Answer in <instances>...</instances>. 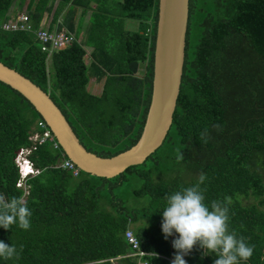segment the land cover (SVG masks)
<instances>
[{
  "label": "trees",
  "instance_id": "obj_1",
  "mask_svg": "<svg viewBox=\"0 0 264 264\" xmlns=\"http://www.w3.org/2000/svg\"><path fill=\"white\" fill-rule=\"evenodd\" d=\"M16 0H0V26ZM90 11L83 43L49 58L32 33L0 27V63L47 93L83 147L112 157L138 140L149 108L158 0H22L33 29L52 15L49 29L73 32L78 9ZM126 21L137 23L136 29ZM84 46L91 62L85 64ZM49 67L53 70L50 79ZM100 95L87 91L91 77ZM41 116L18 92L0 82V194L26 201L31 226L0 227V241L19 258L0 264H138L126 257L131 229L140 250L171 264L173 239L161 230L166 197L197 183L205 203L224 201L229 230L254 246L239 264H264V0H189L179 95L163 144L143 164L112 178L54 168L62 151L38 146L29 159L39 173L19 180L14 159ZM218 126V127H214ZM207 133L202 137L201 133ZM183 153V160L176 156ZM66 158V156L64 155ZM252 199L253 202L244 204ZM21 246L22 249H21ZM217 254L196 245L187 264H214ZM118 258V259H117Z\"/></svg>",
  "mask_w": 264,
  "mask_h": 264
},
{
  "label": "water",
  "instance_id": "obj_2",
  "mask_svg": "<svg viewBox=\"0 0 264 264\" xmlns=\"http://www.w3.org/2000/svg\"><path fill=\"white\" fill-rule=\"evenodd\" d=\"M189 0H158L149 108L142 132L129 149L112 157L87 151L60 109L47 93L15 70L0 63V82L21 94L41 116L62 152L83 173L112 179L127 168L141 165L164 142L179 95Z\"/></svg>",
  "mask_w": 264,
  "mask_h": 264
},
{
  "label": "clouds",
  "instance_id": "obj_3",
  "mask_svg": "<svg viewBox=\"0 0 264 264\" xmlns=\"http://www.w3.org/2000/svg\"><path fill=\"white\" fill-rule=\"evenodd\" d=\"M206 133L207 129L201 136ZM29 156L26 154L24 159L30 161ZM183 158L182 152L176 156L177 161ZM205 179L206 176L201 173L197 183L166 197L161 230L165 239L177 234V238L172 241L176 251L171 264H187L184 256L196 245L217 254L214 264H239L240 261H247L253 255L254 246H250L245 238L238 237L234 230H229V209L224 201L213 200L210 205L205 203L206 189L201 187ZM31 216L32 212L22 198L12 196L9 199L0 194V227L7 230L18 225L27 230L31 226ZM19 254L15 245L0 241V258L18 259ZM150 255L158 258L155 252Z\"/></svg>",
  "mask_w": 264,
  "mask_h": 264
},
{
  "label": "built area",
  "instance_id": "obj_4",
  "mask_svg": "<svg viewBox=\"0 0 264 264\" xmlns=\"http://www.w3.org/2000/svg\"><path fill=\"white\" fill-rule=\"evenodd\" d=\"M0 27L4 32L32 33L39 43L41 51L47 54V58H49L53 53L77 42L76 37L68 31H50L42 26L36 30L33 29L30 18L25 13L17 14L15 17L6 20ZM28 141L31 145L29 147L20 148L14 159L19 174V180L17 181L16 186L24 189V191H26L27 179L39 173V171L34 168L32 162L25 160L24 156L36 150L38 146H42L47 143L50 144L54 150L62 151L52 132L43 120H38L36 122L33 132L30 133L28 137ZM54 168L69 171L73 177H77L80 171L74 163L64 157V153H61V159L57 162ZM27 169H30V171H27ZM124 236L131 248V253L127 254L126 257L137 258L138 264H152L141 260L142 257L151 255L140 250L138 240L133 235L131 229H127ZM111 261L112 264L116 263V259Z\"/></svg>",
  "mask_w": 264,
  "mask_h": 264
},
{
  "label": "crops",
  "instance_id": "obj_5",
  "mask_svg": "<svg viewBox=\"0 0 264 264\" xmlns=\"http://www.w3.org/2000/svg\"><path fill=\"white\" fill-rule=\"evenodd\" d=\"M19 10H20V9H17V10H12V9H11V11H10L9 14H8L7 20H8V19H11V18H13V17H15L17 14H21V12H20ZM50 21H51V19L47 21L46 18H44V20H43L41 26L44 27V28L49 29ZM57 24L61 26V30H64V31H68V32H70V31L68 30V27L66 26V24L64 25V20H62V18H59V19H58ZM133 24H136V25H133ZM72 25H73V30H74V31H73V32H70V33H72V34L76 37V39H77V42H76V43H79V42L83 43L84 40H85V38H86V36H87V35H86V30L89 28V25H90V11H86L85 13H83V11H81V9L79 8V9L76 11V14L74 15ZM126 26H127L128 28H131V29H136L138 25H137V23H135V22L126 21ZM135 27H136V28H135ZM49 30H50V31H56V32H59V31L56 30V28L49 29ZM61 30H60V31H61ZM83 48H84V50H85V52H86V55H85V57H84L85 64H86V65H89L90 62H91L90 54H91V52H92V49H91L90 47H86V46H84ZM87 59H88L89 61H87ZM90 83H91L92 85H93L94 83H96V84L99 85V86H97V87L95 88V90L100 89V90H99V93H98L97 95L92 94V93H90V94L95 95V96L100 95V93H101V91H102V85H103V82H98V81H96L95 78H94V76H93V77L90 78L88 85H90ZM88 85H87V86H88ZM87 91H88V90H87ZM33 129H34V128H33ZM32 132H33V130H32Z\"/></svg>",
  "mask_w": 264,
  "mask_h": 264
},
{
  "label": "rangeland",
  "instance_id": "obj_6",
  "mask_svg": "<svg viewBox=\"0 0 264 264\" xmlns=\"http://www.w3.org/2000/svg\"><path fill=\"white\" fill-rule=\"evenodd\" d=\"M21 1L22 0H16L15 3L12 5L11 9L12 10L19 9V4L21 3ZM25 2L27 3V0H25ZM19 11L21 13H25V11L23 9H20ZM45 18L48 21V20L52 19V15L51 14L50 15H45ZM133 25H136V24H133ZM87 61H89V60L87 59ZM49 72H50V79H51V78H53V70L50 67H49ZM97 86H99V85L96 84V83H94L93 85L90 83V85L87 86L88 92L97 95L99 93V90H100V89L95 90V88ZM252 202H253L252 199H248V200L244 201V204H249V203H252ZM113 262H115V261H113ZM114 264H117V263H114Z\"/></svg>",
  "mask_w": 264,
  "mask_h": 264
},
{
  "label": "snow or ice",
  "instance_id": "obj_7",
  "mask_svg": "<svg viewBox=\"0 0 264 264\" xmlns=\"http://www.w3.org/2000/svg\"><path fill=\"white\" fill-rule=\"evenodd\" d=\"M27 171H30V169H27Z\"/></svg>",
  "mask_w": 264,
  "mask_h": 264
}]
</instances>
